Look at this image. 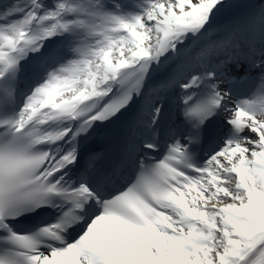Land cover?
<instances>
[{
  "label": "snow or ice",
  "instance_id": "snow-or-ice-1",
  "mask_svg": "<svg viewBox=\"0 0 264 264\" xmlns=\"http://www.w3.org/2000/svg\"><path fill=\"white\" fill-rule=\"evenodd\" d=\"M0 264H264V0L0 4Z\"/></svg>",
  "mask_w": 264,
  "mask_h": 264
}]
</instances>
